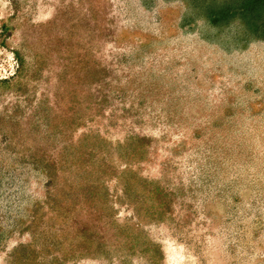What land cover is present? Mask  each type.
I'll return each mask as SVG.
<instances>
[{"label": "rangeland", "instance_id": "374dc122", "mask_svg": "<svg viewBox=\"0 0 264 264\" xmlns=\"http://www.w3.org/2000/svg\"><path fill=\"white\" fill-rule=\"evenodd\" d=\"M0 264H264V0H0Z\"/></svg>", "mask_w": 264, "mask_h": 264}]
</instances>
